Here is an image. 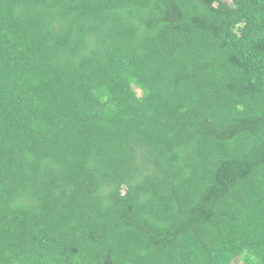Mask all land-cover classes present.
Wrapping results in <instances>:
<instances>
[{"label": "trees", "instance_id": "16d2710c", "mask_svg": "<svg viewBox=\"0 0 264 264\" xmlns=\"http://www.w3.org/2000/svg\"><path fill=\"white\" fill-rule=\"evenodd\" d=\"M264 264V0H0V264Z\"/></svg>", "mask_w": 264, "mask_h": 264}, {"label": "rangeland", "instance_id": "374dc122", "mask_svg": "<svg viewBox=\"0 0 264 264\" xmlns=\"http://www.w3.org/2000/svg\"><path fill=\"white\" fill-rule=\"evenodd\" d=\"M232 264H243V263L240 262V261L235 260Z\"/></svg>", "mask_w": 264, "mask_h": 264}]
</instances>
